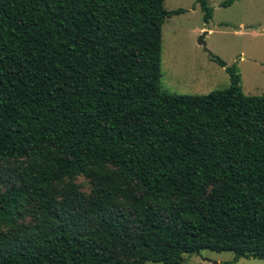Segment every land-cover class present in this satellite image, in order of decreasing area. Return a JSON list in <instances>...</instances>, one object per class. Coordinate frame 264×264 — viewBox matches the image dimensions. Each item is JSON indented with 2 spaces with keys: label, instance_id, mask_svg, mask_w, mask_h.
Segmentation results:
<instances>
[{
  "label": "trees",
  "instance_id": "obj_1",
  "mask_svg": "<svg viewBox=\"0 0 264 264\" xmlns=\"http://www.w3.org/2000/svg\"><path fill=\"white\" fill-rule=\"evenodd\" d=\"M182 12L0 0V264H264V93L217 57L226 88L162 92L161 25Z\"/></svg>",
  "mask_w": 264,
  "mask_h": 264
},
{
  "label": "rangeland",
  "instance_id": "obj_2",
  "mask_svg": "<svg viewBox=\"0 0 264 264\" xmlns=\"http://www.w3.org/2000/svg\"><path fill=\"white\" fill-rule=\"evenodd\" d=\"M211 10L206 24L193 0H163V9H181L165 18L160 32V90L175 95H205L228 86V75L214 63L217 57L233 66L245 96L264 93V0H205ZM202 40L205 50L197 44ZM210 57H208V54ZM11 166V163H9ZM63 180L61 184L66 183ZM79 190L89 194L91 186L82 177L73 179ZM3 185L0 183V191ZM231 252L203 250L185 257L183 264H224ZM144 264H160L146 262ZM233 264H263L257 259H239Z\"/></svg>",
  "mask_w": 264,
  "mask_h": 264
},
{
  "label": "water",
  "instance_id": "obj_3",
  "mask_svg": "<svg viewBox=\"0 0 264 264\" xmlns=\"http://www.w3.org/2000/svg\"><path fill=\"white\" fill-rule=\"evenodd\" d=\"M205 35V32H203L202 34H201V36L198 38V42H197V44L198 45H200L204 50H205V43L203 42V40H202V38H203V36ZM208 54V53H207ZM208 57H210V55L208 54Z\"/></svg>",
  "mask_w": 264,
  "mask_h": 264
}]
</instances>
